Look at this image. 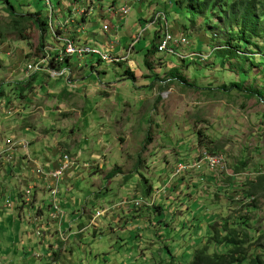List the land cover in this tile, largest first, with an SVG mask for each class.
I'll return each instance as SVG.
<instances>
[{
  "label": "clouds",
  "instance_id": "obj_1",
  "mask_svg": "<svg viewBox=\"0 0 264 264\" xmlns=\"http://www.w3.org/2000/svg\"><path fill=\"white\" fill-rule=\"evenodd\" d=\"M109 3L14 0L8 13L0 2L9 17L0 20V220L11 216V225L5 220L0 232V264H150L148 253L165 243L177 253L186 251L189 259L196 253L211 260L209 253L230 247L221 223L225 215L227 227L237 229L243 241L247 230L238 217L255 198L244 190L248 181L264 176V145L254 152L255 121L264 119V17L250 28L236 21L248 46L233 48L231 59L221 63L222 45L201 43L195 26L173 24L170 0H143L138 13L137 0H120L123 28L101 20L110 15ZM137 15L146 22L137 24ZM126 33L127 46L120 43ZM141 39L144 49L157 47L147 55L134 51ZM158 89L174 95L164 99ZM176 97L186 98L181 107ZM198 132L207 136H200L199 145ZM221 144L216 152L221 164L213 171L208 152ZM245 155L248 164L234 171ZM94 168L103 171L93 174ZM198 173H211L215 181L186 188ZM140 176L149 183L147 196L138 186ZM227 176L230 186L223 184ZM222 184L215 201L212 193ZM185 191L193 192L196 209L186 211L194 201L184 198ZM61 201L71 206L60 208ZM154 204L161 206L171 239L156 224ZM133 207L141 210L135 222L128 219ZM200 208L205 211L193 232L191 218ZM257 215L264 216V205ZM182 223L189 227L181 229ZM260 228L264 232V220ZM131 229L140 238L129 243ZM213 232L218 236L210 240ZM248 234L244 248L261 233ZM177 264L187 262L177 256Z\"/></svg>",
  "mask_w": 264,
  "mask_h": 264
},
{
  "label": "trees",
  "instance_id": "obj_2",
  "mask_svg": "<svg viewBox=\"0 0 264 264\" xmlns=\"http://www.w3.org/2000/svg\"><path fill=\"white\" fill-rule=\"evenodd\" d=\"M4 3L7 5V12L12 13V6L8 0H4ZM171 5L177 16V20L174 21L178 22V24L180 22L179 27L181 29H191L193 26L198 27L206 38L208 37L213 43L223 46L221 52H218V55L221 56V63L231 59L229 53L233 48L240 47L246 49L248 46V40L245 39L247 33H241L234 27L236 21L239 20L246 27L250 28L257 23L259 17H264V0H177L171 3ZM261 23H264V21H261ZM209 35H212V38H210ZM200 42L206 43L203 39H201ZM156 47L157 45L153 43L151 49L147 50V53L151 52ZM232 55H234V53ZM257 59H259V57H257ZM241 60H243V57H241ZM2 95L3 93H0V96ZM20 96H23L22 93ZM218 150L219 148L217 147L215 151H209V153L215 155L216 152H219ZM241 165L245 166L243 163ZM241 169L242 168L237 167L234 171L238 172ZM228 178L231 179L230 176ZM248 183L250 185L248 184L247 189L244 190L245 196H254L256 192L264 191V176H259L255 181H250ZM149 192L150 188L148 187V193ZM49 206L51 208L50 204ZM238 219L244 226V229L247 230L243 233V241L239 238L240 233L237 229H229L227 227L228 219H225L221 223L223 229L229 233L228 236L224 237L227 245H230L228 250L209 253V256L214 258L211 260L202 254L197 255L194 253L192 255V262L189 264H264V253L257 251V249H262V251H264V233L257 232L261 234L256 236L253 243L248 248L242 247L241 244L247 243L250 239L248 233L253 229L249 227V223L253 222V218L246 212L242 217H238ZM156 222L165 223L163 219H160V221L156 219ZM159 226H161V224ZM214 226V224L210 225L209 231H212ZM182 227L184 228V223ZM193 227L194 232L198 230V224L195 226L193 225ZM217 236L218 232H213L210 240H215ZM257 246L259 247L256 248ZM166 252L169 256L167 261H161L158 264H177V257L175 258L174 252H171L167 247Z\"/></svg>",
  "mask_w": 264,
  "mask_h": 264
},
{
  "label": "rangeland",
  "instance_id": "obj_3",
  "mask_svg": "<svg viewBox=\"0 0 264 264\" xmlns=\"http://www.w3.org/2000/svg\"><path fill=\"white\" fill-rule=\"evenodd\" d=\"M7 1V0H5ZM177 0H170V8H171V11L174 13V9L171 5V3H174L176 2ZM0 2L4 3V0H0ZM8 2L10 3V5L12 6L13 3H14V0H8ZM5 4V3H4ZM57 6H59V4H57ZM112 6L114 7V11H117L120 9V0H110V3L108 4V9L111 11L110 12V15L109 16H101V20H106L108 21V23L110 25H115L117 24L116 22V15L112 9ZM143 6V0L141 1V3H137V7H136V10L138 11L141 7ZM5 7L7 8V5L5 4ZM100 8L101 10H103V5H100ZM12 10H13V7H12ZM69 11V14L71 13V9H68ZM122 19V18H121ZM139 19V15H137V19H136V22L137 20ZM0 20H9V17L6 16L4 14V12L0 11ZM81 22H83V16H81ZM173 24L174 25H177L178 22H175L173 21ZM180 24V22H179ZM178 24V25H179ZM124 25L122 24L121 28H123ZM198 28V27H196ZM199 29V28H198ZM201 35L200 37H198L201 41V39H203L206 43H209V44H212V45H215L217 43H213L211 40H209V38L203 34V32H200ZM57 35H59V32H57ZM125 36V39L123 41L122 44H127L128 41L131 39V36L127 35V33L124 35ZM210 38H212V35H209ZM259 43V42H258ZM144 45V42L143 40L141 39V43L138 45V47L135 49L136 52H140V51H144L145 52V55L147 54V50L148 49H151V47H149L148 49H140L142 46ZM41 47H43V43H42V37H41ZM95 59H98V57H95ZM91 68V65H89V69ZM138 68H135L133 73L136 74L137 77L141 76L142 73L137 71ZM138 73V75H137ZM34 79V78H33ZM141 86L142 87H149V85L146 83V82H143L141 81ZM262 86H264V81H262ZM63 91V90H62ZM157 91H159V95L160 97L164 98V99H167L170 95H174V93H170L168 90H160L158 89ZM23 95V94H22ZM20 99H24L23 96H20ZM186 98H183V97H176L175 99V105L177 107H181L183 104H184V101H185ZM9 104H11V101L8 102ZM243 107V106H241ZM86 111H87V108H86ZM254 115H259V113L257 114H254ZM243 119L245 120V122H247L250 118L248 116H244ZM255 124L259 126L258 128V131H257V141H258V145L257 147L254 149V152L258 153L259 152V147L261 145H264V119H258L255 121ZM251 133L248 132V133H242V137L244 135H250ZM201 135H205V139H207V136L206 134H203V133H197V144L199 145L200 142H199V139H200V136ZM210 144H215L216 142H213L211 140L208 141ZM217 147L219 148L218 151H222L223 150V145H217ZM216 147V148H217ZM244 152L247 153V148L244 149ZM208 154H210L208 152ZM173 155L174 156H179V153L175 152V150H173ZM198 157V156H197ZM196 157V158H197ZM178 163H183V160H178L177 161ZM244 164L245 166L248 164V159H247V155H245V158L243 160H240V161H237L236 164L233 166V170H235V168L239 167V168H243L245 166H242L241 164ZM119 166L118 165H113V169L114 171L115 170H118ZM258 169H254V171H256ZM97 171H103V169H97V168H94L93 169V174H95ZM209 174V173H208ZM200 175H205V173H198L197 176H200ZM229 176L225 177L224 180H223V184L226 183V179L228 178ZM259 177V176H258ZM257 177V178H258ZM200 178V177H199ZM199 178L197 181H194L192 182L190 185H186V188L188 186H190L193 190H195L199 184H198V181H199ZM256 178V179H257ZM128 182H131L132 181V178L131 177H128L126 178ZM230 179V178H229ZM185 182V177L183 175H181L179 177V183L180 184H184ZM205 182V181H204ZM250 182V181H248ZM211 184V183H209ZM223 184L218 188L216 189L215 191H213L212 193V199L215 200V201H219V195H218V192L220 191H223L224 190V187H223ZM142 185L144 187V194L147 196L149 195L148 193V187H149V183L147 181V178L144 177V176H140L138 178V186ZM264 185V183H263ZM74 187H78V185H74ZM177 190V185L176 184H173L172 188H171V191L175 192ZM109 191V189L105 188V194H107V192ZM135 191V189H134ZM148 193V194H147ZM235 193V191H234ZM184 195V198L187 199V200H193V204L191 206V209H186V211H191L193 209H196L197 208V203L195 202V199H194V194L193 192H188V191H185V193H183ZM254 199L253 200H250L249 203L247 205H245L244 207H246L248 209V213L251 215V217L253 218V222L252 223H249V227L251 229H253L251 232L252 233H257V232H261V228H260V223L262 220H264V216H258L257 213H259L260 209H261V206L264 205V191H261V192H256L254 194ZM229 200H231V197H228ZM109 203H111V201H109ZM61 206L60 208H68L71 206V204H65L63 201L60 202V205ZM161 206L160 205H156L154 204L152 206V211L153 213L156 214L155 218L158 219L160 221V219H162V215L160 213V211H158V209H160ZM141 210L138 209V208H135L133 207L131 209V211L129 212V217L128 219L132 220L133 222L136 221V214L139 213ZM204 208H200L198 211H196V214L192 216L191 218V230L194 232V227L193 225L195 226L196 224H198L199 220L201 219L202 217V214L204 212ZM254 211V212H253ZM71 216H75L76 215V211L73 210L71 213H70ZM105 215H107L105 213ZM159 216V217H157ZM209 219H215V214H209V216L207 217ZM88 219H92V217H88ZM121 220H124V217L121 216L120 218ZM225 219H229V217L227 215H225L223 218H222V221H224ZM221 221V222H222ZM251 222V221H250ZM125 223H127V221L125 220ZM8 224V223H7ZM157 225H160L161 224V227L163 228L164 230V236L168 239H171V235H170V232H171V229H170V225L168 223H163V222H156ZM183 224V223H182ZM182 224L180 225V228L183 229L182 227ZM9 225V224H8ZM66 226V225H65ZM185 227H189V224H186L184 223V228ZM112 229H109V231H111ZM93 233L95 234V227L93 229ZM264 233V232H263ZM129 243H131L133 240H137L139 239V232L136 230V229H131L129 231ZM153 236H155V238L157 240H160L161 239V236L159 234H157L155 231H153ZM179 238V237H178ZM121 239H123L121 237ZM197 243H199V241H197ZM166 247L171 251V252H174V255H175V258L177 256H179V260L181 261H186L187 264H189L190 262H192V257L191 259H189L188 257V254L187 252H179L177 253V251L169 244L165 243V244H162L160 245L159 247H156L154 248L151 252L148 253V256H149V260H150V264H158L159 262L163 261V262H166L167 261V258L169 257L167 255V252H166ZM259 246H257L256 248H258ZM257 251L259 252H262L264 253V251H262V249H257ZM194 254V253H193ZM192 254V255H193ZM57 254L55 252H53V256H56ZM155 259V260H153ZM153 260V261H152Z\"/></svg>",
  "mask_w": 264,
  "mask_h": 264
},
{
  "label": "crops",
  "instance_id": "obj_4",
  "mask_svg": "<svg viewBox=\"0 0 264 264\" xmlns=\"http://www.w3.org/2000/svg\"><path fill=\"white\" fill-rule=\"evenodd\" d=\"M112 9H113V11L112 12H114L115 13V11L114 10H116V9H114V7L112 6ZM111 12V11H110ZM139 12V10L137 11V13ZM115 15H116V22H117V24H119L120 25V27L122 26V19L120 18V15L119 14H116L115 13ZM146 21H144V19H143V17L142 16H139V19L137 20V24H143V23H145ZM108 26L109 27H114L113 25H110L109 23H108ZM128 35V34H127ZM154 36H155V39L156 40H159V36H157L156 34H154ZM124 39H125V36H123V37H121V39H120V43L122 44L123 43V41H124ZM141 43V40L139 41V42H137L136 44H135V46H134V51H135V49L138 47V45ZM128 44V43H127ZM127 44H124L125 46H127ZM156 45V44H155ZM144 48V46H142L140 49H143ZM128 67L131 69V71L132 72H135L134 71V69L135 68H137V66H136V64H135V62L134 61H129L128 62ZM137 71H139V69L137 70ZM140 72V71H139ZM137 75H138V73H137ZM85 111H86V109H85ZM33 143V141H28V145L29 146H31V144ZM20 159L21 160H24V159H26V156H24V155H22L21 157H20ZM53 167H55V165H53ZM8 171H9V175H11V168H9L8 169ZM201 174V173H200ZM198 178H199V180H203V181H205V183L206 184H209V183H213L214 181H215V176H213L211 173H205V175H200V176H197ZM225 184H228L229 186L231 185V179H226V183ZM249 184V183H248ZM250 185V184H249ZM235 191V190H234ZM234 191H233V194H235L234 193ZM33 195H35V193H33ZM245 195V194H244ZM48 208L49 209H51L50 208V206L48 205ZM38 214H39V210H38ZM5 220H6V222L9 224V225H11V216L9 215L7 218H5ZM5 220H0V232H3L4 230H5ZM17 230H19V226L17 225ZM51 248V245H49V249Z\"/></svg>",
  "mask_w": 264,
  "mask_h": 264
},
{
  "label": "built area",
  "instance_id": "obj_5",
  "mask_svg": "<svg viewBox=\"0 0 264 264\" xmlns=\"http://www.w3.org/2000/svg\"><path fill=\"white\" fill-rule=\"evenodd\" d=\"M142 0H137V3H141ZM116 14H119L120 15V18H123V16L125 15L124 12H122L120 9L115 11ZM98 57V56H97ZM99 59V57H98ZM209 156V163H210V166L211 168L213 169V171L221 164V161L218 159L217 155H211V154H208ZM197 162H199L201 160V157H197L196 158ZM227 167V165H226ZM221 175H223V172H221ZM51 205V204H50ZM60 207V206H59ZM51 208H52V205H51Z\"/></svg>",
  "mask_w": 264,
  "mask_h": 264
}]
</instances>
